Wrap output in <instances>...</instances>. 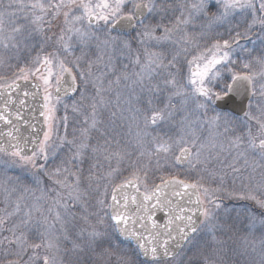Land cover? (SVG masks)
<instances>
[{
  "label": "snow or ice",
  "instance_id": "snow-or-ice-1",
  "mask_svg": "<svg viewBox=\"0 0 264 264\" xmlns=\"http://www.w3.org/2000/svg\"><path fill=\"white\" fill-rule=\"evenodd\" d=\"M0 69V264H264V0H0Z\"/></svg>",
  "mask_w": 264,
  "mask_h": 264
},
{
  "label": "rangeland",
  "instance_id": "rangeland-1",
  "mask_svg": "<svg viewBox=\"0 0 264 264\" xmlns=\"http://www.w3.org/2000/svg\"><path fill=\"white\" fill-rule=\"evenodd\" d=\"M248 47L251 48V47H252V44L249 43V44H248ZM257 55H259V52L254 53L252 58H249V57H242V58H245V59H254V57L257 56ZM254 70H259V66H256ZM0 71H5V70H4V69H0ZM181 171H182V169H181ZM232 205H235V204L232 203ZM235 206H236L237 208L240 207V205H239V206H238V205H235Z\"/></svg>",
  "mask_w": 264,
  "mask_h": 264
},
{
  "label": "trees",
  "instance_id": "trees-1",
  "mask_svg": "<svg viewBox=\"0 0 264 264\" xmlns=\"http://www.w3.org/2000/svg\"><path fill=\"white\" fill-rule=\"evenodd\" d=\"M62 113H63V108L61 107V108H60V111L58 112V115H62ZM176 170L181 171V169H176ZM181 172H182V171H181ZM125 174L127 175V173H125ZM117 182H118V181H117ZM232 203H234L235 205H238V206L240 205V204L237 203V202H231V204H232Z\"/></svg>",
  "mask_w": 264,
  "mask_h": 264
},
{
  "label": "water",
  "instance_id": "water-1",
  "mask_svg": "<svg viewBox=\"0 0 264 264\" xmlns=\"http://www.w3.org/2000/svg\"><path fill=\"white\" fill-rule=\"evenodd\" d=\"M36 115H37V117H39V110H38V109H37ZM41 119H42V118H41Z\"/></svg>",
  "mask_w": 264,
  "mask_h": 264
}]
</instances>
